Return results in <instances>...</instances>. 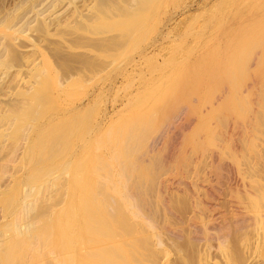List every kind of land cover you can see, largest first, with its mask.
Returning <instances> with one entry per match:
<instances>
[{
  "label": "rangeland",
  "instance_id": "obj_1",
  "mask_svg": "<svg viewBox=\"0 0 264 264\" xmlns=\"http://www.w3.org/2000/svg\"><path fill=\"white\" fill-rule=\"evenodd\" d=\"M263 4L0 0V264L13 233L7 224L17 221L18 206L27 208L25 192L39 186L23 182L28 140L61 130L75 158L99 133L132 119L154 121L152 134L165 129V135L154 154L161 158L160 174L148 189L157 227L127 214L133 230L117 235L126 249H138L140 264H264V120L255 122L264 116V98L252 101L255 112L245 129L224 138L215 132L246 112L235 105L224 123L211 104L218 85L244 88L262 79ZM227 71L239 82L219 83ZM213 149L228 162L230 179L212 175ZM68 177L69 169L36 193L31 207L61 208ZM83 194L79 184L74 196ZM36 210L18 221L19 236L29 234ZM60 242L66 249L55 246L41 260L7 264H65L68 255L69 264H82L78 241Z\"/></svg>",
  "mask_w": 264,
  "mask_h": 264
},
{
  "label": "bare ground",
  "instance_id": "obj_2",
  "mask_svg": "<svg viewBox=\"0 0 264 264\" xmlns=\"http://www.w3.org/2000/svg\"><path fill=\"white\" fill-rule=\"evenodd\" d=\"M246 63V60L242 61L239 74L245 73ZM230 82H239L236 72L230 74L227 71V77L219 79L221 84ZM260 82L264 83V74L260 81L255 78L247 82L244 88L216 87L217 92L211 104H215V115L220 121L226 123L232 120L227 113L235 105H242L246 112L239 121L235 120L226 129L215 132L216 137L224 138L227 132L239 134L245 129V124L251 122L255 112L252 101L264 98V87L259 86ZM259 97L261 99H255ZM260 108L264 109V103ZM263 120L264 116L255 118L259 125ZM153 122L147 120L139 123L132 119L115 124L111 129L99 133L92 143L86 144L75 158L69 153V135L63 131H43L32 136L28 140L31 158L28 159L29 167L23 182L37 183L39 186L25 192L21 202L29 205L26 209L18 206L17 221L7 224L13 233L4 244L3 262L27 263L28 257L41 260L55 246L63 248L61 240L74 239L84 250L79 256L80 261L83 260L82 264H140L138 249L127 250L117 235L133 230L127 214L136 220H143L153 230L157 227L154 215L157 206L152 198H148V189L160 174L161 158L154 154L165 135V129L152 134ZM180 161H183L182 158ZM226 165L229 164L219 150H210L211 173L220 182L225 177L231 178L224 171ZM68 169V199L65 204L57 210L31 207L36 193L48 190V185ZM159 183L167 187L170 182L159 179ZM79 184L83 185L84 194L75 197ZM261 200L264 202V194ZM32 210H36L38 218L35 223L28 225L29 234L21 237L22 226L18 221ZM154 236L156 244H162L160 233L156 231ZM71 261L68 255L64 263L69 264Z\"/></svg>",
  "mask_w": 264,
  "mask_h": 264
}]
</instances>
